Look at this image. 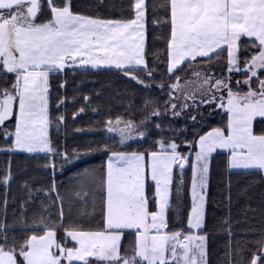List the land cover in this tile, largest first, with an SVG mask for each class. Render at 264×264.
<instances>
[{
    "label": "snow or ice",
    "instance_id": "obj_1",
    "mask_svg": "<svg viewBox=\"0 0 264 264\" xmlns=\"http://www.w3.org/2000/svg\"><path fill=\"white\" fill-rule=\"evenodd\" d=\"M0 156V264H264V0H0Z\"/></svg>",
    "mask_w": 264,
    "mask_h": 264
},
{
    "label": "trees",
    "instance_id": "obj_2",
    "mask_svg": "<svg viewBox=\"0 0 264 264\" xmlns=\"http://www.w3.org/2000/svg\"><path fill=\"white\" fill-rule=\"evenodd\" d=\"M69 93H71V88L69 89ZM69 111H71V110H69ZM92 115H93L92 113H88L85 116L84 121H79V118H78L79 123L77 124V126H80V124H86L88 118L91 117ZM69 121H70L69 122V134L67 135L66 138L62 137L61 138L62 141L66 140L67 147L69 149H72V148L78 147V146H82L84 143L87 142L88 139H90V137L87 136L86 134H75V135H73V133L71 131V119L70 118H69ZM16 163H19L23 166L22 161L14 162V164H16ZM96 164L98 166L99 159L96 160ZM4 165H5V158L3 156H0V168L4 167ZM186 182L190 185V172L188 173V176L186 177ZM217 183H218V181L216 179H213L211 193L214 197H217L219 195V190L216 187ZM181 195H182L183 201H184L183 211H186L187 208L190 206L189 192H188L187 188L185 189V191ZM174 199H175V192H174ZM174 207H175V204H174ZM212 211H215V213H217L219 215H223L224 210L219 206V200H217L216 203L211 206L210 218H211ZM224 245H225V237L223 236V234L214 235V237L211 241V245H210V248H211L210 258L213 261V264H218V257H223Z\"/></svg>",
    "mask_w": 264,
    "mask_h": 264
},
{
    "label": "rangeland",
    "instance_id": "obj_3",
    "mask_svg": "<svg viewBox=\"0 0 264 264\" xmlns=\"http://www.w3.org/2000/svg\"><path fill=\"white\" fill-rule=\"evenodd\" d=\"M189 202H190V195H189Z\"/></svg>",
    "mask_w": 264,
    "mask_h": 264
}]
</instances>
